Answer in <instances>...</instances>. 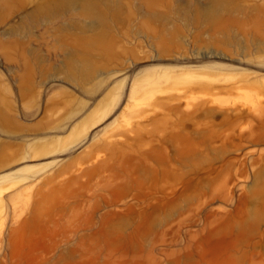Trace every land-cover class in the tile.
I'll list each match as a JSON object with an SVG mask.
<instances>
[{
	"label": "rangeland",
	"instance_id": "obj_1",
	"mask_svg": "<svg viewBox=\"0 0 264 264\" xmlns=\"http://www.w3.org/2000/svg\"><path fill=\"white\" fill-rule=\"evenodd\" d=\"M0 264H264V0H0Z\"/></svg>",
	"mask_w": 264,
	"mask_h": 264
}]
</instances>
